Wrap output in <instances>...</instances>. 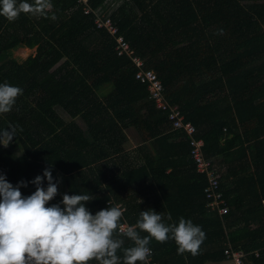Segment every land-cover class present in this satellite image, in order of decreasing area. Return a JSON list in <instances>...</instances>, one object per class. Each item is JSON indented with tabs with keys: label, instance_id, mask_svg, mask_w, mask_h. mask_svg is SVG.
I'll return each mask as SVG.
<instances>
[{
	"label": "trees",
	"instance_id": "16d2710c",
	"mask_svg": "<svg viewBox=\"0 0 264 264\" xmlns=\"http://www.w3.org/2000/svg\"><path fill=\"white\" fill-rule=\"evenodd\" d=\"M51 4L54 13H21L11 23L0 16V84L23 89L13 109L0 114V130L9 124L16 128L9 146L0 144V175L14 187L25 182L20 191L27 197L36 190L31 182L50 168L58 194L47 206L63 208L64 194H88L95 199L85 206L95 215L125 205L123 185L153 174V202L128 207L121 223L135 224L141 211L154 210L166 224L193 218L205 233L196 256L174 253V240H152L148 246L154 264L221 261L229 243L247 254L246 261L264 264V0ZM97 16L111 19L118 33L98 28ZM120 36L128 52L120 53ZM23 47L35 48V53L16 59L14 52ZM141 68L157 73L166 99L180 107L197 128V137L204 139L206 158L214 167L221 157L247 158V167L251 163L250 173L240 165L220 174V190L230 209L226 215L208 206L206 176L197 172L184 135L173 130L169 111L158 108L148 83L137 79ZM253 118L258 125L244 134L246 143L224 151L221 141L238 131L239 122ZM131 128L145 133L154 148L142 164L124 146ZM42 186L47 188L46 178ZM169 213L172 221L166 219ZM121 236L124 248L134 246ZM117 255L122 262L123 249Z\"/></svg>",
	"mask_w": 264,
	"mask_h": 264
},
{
	"label": "clouds",
	"instance_id": "9594fccd",
	"mask_svg": "<svg viewBox=\"0 0 264 264\" xmlns=\"http://www.w3.org/2000/svg\"><path fill=\"white\" fill-rule=\"evenodd\" d=\"M51 8V0H35L33 4L27 0H0V16L10 23L21 13L44 15ZM22 94L20 87L0 84V114L9 113ZM13 137L15 126L9 124L0 130V144L5 148ZM45 178L46 189L42 186ZM31 183L36 190L24 197L20 188L27 186L25 182L14 187L0 175V264H88L92 260L98 264H150L152 252L148 245L152 240L162 244L174 240L178 255L187 252L196 256L205 239L201 227L191 220L181 217L178 224H166L162 214L154 210L141 211L136 223L125 229L119 205L93 215L85 205L95 198L88 194H64L63 208L59 204L47 206L58 194L50 168ZM166 219L172 221L170 213ZM117 230L134 246L124 248V239L118 238ZM141 232L147 235L142 237ZM121 249L122 262L117 255Z\"/></svg>",
	"mask_w": 264,
	"mask_h": 264
},
{
	"label": "built area",
	"instance_id": "2783aa9c",
	"mask_svg": "<svg viewBox=\"0 0 264 264\" xmlns=\"http://www.w3.org/2000/svg\"><path fill=\"white\" fill-rule=\"evenodd\" d=\"M84 3H87L89 0H80ZM91 11L87 7L86 12ZM95 23L98 28H105L112 35L118 33V28L112 23L111 19H103L102 16H97L95 18ZM119 43L118 49H122L120 53L129 50V45L125 41L124 37L120 36L117 38ZM134 61L136 64L141 67L142 61L139 58H135ZM137 79L148 83V88L151 93V96L156 101L158 108L162 110L169 111V120L172 123V128L174 131L182 133L185 139L190 144V155L192 160L196 165V170L200 174H204L207 179V186L205 188V194L208 199V206L212 210L218 211L221 216L229 213V207L225 204L224 193L220 190V173L217 168L214 167L212 161L206 158L204 147L205 141L202 138L197 137V128L190 121L185 120L184 114H182L180 107L178 105H172L166 99V94L164 90V84L159 78L156 72L150 70L140 69L137 72ZM151 252L153 253L152 249ZM225 255L227 259H230L234 264H245L247 254L243 250H236L232 247L231 244H228V247L225 250ZM150 264H154L152 257H149Z\"/></svg>",
	"mask_w": 264,
	"mask_h": 264
},
{
	"label": "crops",
	"instance_id": "0c3cea01",
	"mask_svg": "<svg viewBox=\"0 0 264 264\" xmlns=\"http://www.w3.org/2000/svg\"><path fill=\"white\" fill-rule=\"evenodd\" d=\"M258 125L257 119L253 118L250 119L248 121L242 122V123H238V131L235 134H232L226 138H224L221 141V147L224 151H234L235 149H238L239 147H241L242 145H244L246 143V139L244 138V134L247 132H250L252 129H254L256 126ZM136 130V129H135ZM137 131V130H136ZM137 135L138 137L135 140H132L129 137V140L124 144L125 149L130 152L131 158L135 157L138 161L139 164H142L143 162L146 161L147 159V154H153L154 152V148L151 145V139L146 138L145 137V133H139L137 131ZM178 139V138H176ZM138 148H143V151H139ZM247 158H243L242 160L238 159V157H232L228 160H224V158H218L215 160V165L216 167L219 169L220 174L224 175L227 174V171L229 169V167L232 168V170H238V168L240 167V165H242L243 167H247L248 164L247 163ZM251 161V158H250ZM252 162V161H251ZM250 166H248V170H246V172L250 173L252 171L251 169V163H249ZM171 171V169H169L167 171V174ZM233 179V177L231 176L229 180H226V184H228L230 182V180ZM125 187L124 189V194L122 195L123 198L125 199L126 204L122 205L119 204V206L121 207V209L124 211H126V209L130 206H132L133 204H140L142 202H145L146 200L148 201V203H152L153 202V198L155 197V194L157 193V187H156V181H155V177L153 174H150V177L142 180L141 182H138L136 184L133 185H123ZM142 201V202H141ZM263 204H264V200H263ZM202 216H194V220L197 219V221L199 220H203L202 218H200ZM183 218L185 220H187V218L185 216H183ZM180 219V218H179ZM193 220V218H190V220ZM179 221V220H178ZM125 225V229L127 226H131L128 221L123 223ZM134 225V224H132ZM253 227H256V225H254ZM122 234L119 232L118 233V238L122 237ZM230 244V243H229ZM233 247V246H232ZM174 253H177V248H174ZM173 254V252H172ZM184 256H186V253L183 254ZM246 261V260H245ZM205 264H234V262L230 259H222L221 261H214V260H210L207 261ZM245 264H252L250 262V260H247L245 262Z\"/></svg>",
	"mask_w": 264,
	"mask_h": 264
},
{
	"label": "rangeland",
	"instance_id": "374dc122",
	"mask_svg": "<svg viewBox=\"0 0 264 264\" xmlns=\"http://www.w3.org/2000/svg\"><path fill=\"white\" fill-rule=\"evenodd\" d=\"M111 1V0H110ZM111 3V2H110ZM114 3H112V4H110V6H111V8H113L112 7V5H113ZM120 4V3H119ZM118 6V4H116V7ZM50 12L51 13H54V10L53 9H50ZM35 48H33V49H30V48H20V49H18L17 51H15L14 52V57L16 58V59H19V60H25V59H27L31 54H34L35 53ZM27 51V52H26ZM60 112L63 114V116L66 118V119H69V117H68V115L64 112V111H62V110H60ZM79 121V123L80 124H82L83 126H85L84 124H83V122H82V120H78ZM128 136L132 139V140H135L137 137H138V135H137V131L135 130V129H133V128H131L128 132Z\"/></svg>",
	"mask_w": 264,
	"mask_h": 264
},
{
	"label": "bare ground",
	"instance_id": "6f19581e",
	"mask_svg": "<svg viewBox=\"0 0 264 264\" xmlns=\"http://www.w3.org/2000/svg\"><path fill=\"white\" fill-rule=\"evenodd\" d=\"M27 52V51H26Z\"/></svg>",
	"mask_w": 264,
	"mask_h": 264
}]
</instances>
